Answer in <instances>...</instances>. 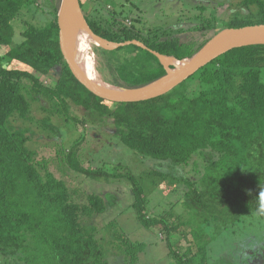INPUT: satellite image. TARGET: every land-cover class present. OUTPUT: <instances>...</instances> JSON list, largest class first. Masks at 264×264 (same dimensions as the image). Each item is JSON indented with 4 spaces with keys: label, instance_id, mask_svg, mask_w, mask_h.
I'll use <instances>...</instances> for the list:
<instances>
[{
    "label": "trees",
    "instance_id": "trees-1",
    "mask_svg": "<svg viewBox=\"0 0 264 264\" xmlns=\"http://www.w3.org/2000/svg\"><path fill=\"white\" fill-rule=\"evenodd\" d=\"M42 1L0 0V47L7 49L0 53V264H109L113 248L126 264H137L147 247L117 231L108 234L109 240L98 238L100 229L92 221L108 211V199L81 193L84 201H79L78 192L57 177L49 161L38 158L37 150L31 148V129L15 126L17 120H34L35 103H40L45 115L41 126L48 131H53L55 117L65 123L85 124V119L74 112V105L111 120L121 143L143 158L168 162L176 168L196 165V156L209 158L202 170L194 168L197 176L193 179L159 170L146 174L156 188L161 186L157 179L162 184L167 182L170 190L165 192L184 182L187 208L201 227L216 217L223 220L222 225L225 219L235 223L250 214L264 218V45L238 48L220 56L161 97L112 103L96 97L73 76L59 44L60 0H51V10L44 8ZM80 3L83 9V1ZM30 9L45 15L41 16L44 23H30L17 32L16 20ZM240 9L228 22L215 20L214 25L202 23L192 29L200 37L187 42L160 29L145 33L131 27L132 23L116 27V22L106 27L85 16L93 32L108 41H139L150 50L183 60L223 29L264 24V0H241ZM17 34L22 39L14 46ZM124 50L125 59L115 66L121 83L112 84L139 87L166 74L155 55L136 45L102 51L111 57ZM52 73L57 79L45 84L42 78ZM79 145L67 153L60 152L61 162L93 180L126 179L143 226L160 227L168 236L178 232L184 235L187 247L183 254L168 245L174 264H207V247L198 245L188 226L187 237L174 208L150 217L146 188L137 177L119 171L120 166L111 173L85 168ZM113 225L111 221L106 226L109 233ZM180 244L176 240V245Z\"/></svg>",
    "mask_w": 264,
    "mask_h": 264
},
{
    "label": "rangeland",
    "instance_id": "rangeland-1",
    "mask_svg": "<svg viewBox=\"0 0 264 264\" xmlns=\"http://www.w3.org/2000/svg\"><path fill=\"white\" fill-rule=\"evenodd\" d=\"M82 1L84 12L91 22L98 21L106 27L116 22V27H119L129 24L125 19L127 18L132 23L131 27L134 26L137 30L147 33L151 29H160L172 36H179L184 42L200 37V33L191 30L202 23L214 25L215 20H218L222 24L241 10V0H105L106 3L103 0ZM41 4L47 10H51L53 1L43 0ZM41 16L46 17L34 9L25 10L15 22L17 32H22L30 23L37 25L44 23ZM20 39L21 35L17 34L13 39V45H18ZM91 49L101 79L109 83H121L115 66L125 59L126 51L111 56L113 59L111 62V57L105 54L102 48L93 44ZM6 51L5 47H0V53ZM55 79L57 75L52 73L51 77L42 78V81L50 85ZM72 106L74 112L85 119V124L65 123L55 117L51 125L53 131L45 130L41 126V120L45 115L40 110V103H35L32 112L34 120L31 122L17 120L15 126L31 129L33 134L31 148L37 150L38 158L49 161V168L57 177L66 180L70 188L78 192L79 201H84L82 194L91 193L100 194L108 199V211L95 216L92 221L100 229L98 238L104 237L109 240L108 234H115L117 231L133 242L145 243L147 247L139 255L137 264H174L168 245L171 244L179 254H183L187 247L181 232L168 236L160 227L147 228L142 225L133 206L131 185L126 179L93 180L62 163L60 152L65 150L67 153L77 143L80 144V158L84 159L85 168L103 169L111 173L116 166H120L119 171L124 173L128 171L137 177L138 183L146 188L149 200L146 209L150 217H159L165 211L174 208L173 211L181 216L179 222L183 225L182 229H186L184 232L187 237L189 232L186 231L193 230V238L198 245L207 247V264H264V218L250 214L235 223L225 219V224L222 225L223 220L216 217L201 227L198 225L200 220H196L193 211L187 208L185 202L187 187L184 182H180L177 189L165 192L167 188L170 190L167 182L162 184L157 179V184L161 186L156 188L153 180L146 176L149 171L159 170L163 173L176 174L181 178H192L193 175L197 176L194 168L202 170L205 164L209 163L207 162L209 158L196 156L194 158L196 165L192 163L185 168H176L168 162L143 158L121 143L111 120ZM111 221H114V225L111 226L109 233L106 226ZM196 233L200 237L196 236ZM176 240L181 241L180 246L176 245ZM112 252L109 264H126L118 250L113 248Z\"/></svg>",
    "mask_w": 264,
    "mask_h": 264
},
{
    "label": "water",
    "instance_id": "water-1",
    "mask_svg": "<svg viewBox=\"0 0 264 264\" xmlns=\"http://www.w3.org/2000/svg\"><path fill=\"white\" fill-rule=\"evenodd\" d=\"M57 24L59 27L60 49L73 76L96 97L112 103H139L161 97L180 86L200 69L220 56L238 48L264 45V24L223 29L192 57L178 60L188 61L186 66L178 69L175 65L169 63V60L176 58L167 57L150 50L139 41L115 43L95 34L86 19L80 0H60ZM78 26H81L90 35L94 45L105 51H114L130 45H136L148 50L159 59L166 74L151 83L139 87L116 85L89 76L81 68L72 50L73 35Z\"/></svg>",
    "mask_w": 264,
    "mask_h": 264
},
{
    "label": "bare ground",
    "instance_id": "bare-ground-1",
    "mask_svg": "<svg viewBox=\"0 0 264 264\" xmlns=\"http://www.w3.org/2000/svg\"><path fill=\"white\" fill-rule=\"evenodd\" d=\"M92 39L90 35L81 27L78 26L73 35L72 50L81 68L91 77L101 80V76L96 69V62L92 53ZM174 58V57H173ZM171 65H175L178 69H182L188 61H178L176 59L169 60ZM106 71V70H105Z\"/></svg>",
    "mask_w": 264,
    "mask_h": 264
},
{
    "label": "built area",
    "instance_id": "built-area-1",
    "mask_svg": "<svg viewBox=\"0 0 264 264\" xmlns=\"http://www.w3.org/2000/svg\"><path fill=\"white\" fill-rule=\"evenodd\" d=\"M127 22H128L129 24H131V23L129 22V20H128ZM129 24H128V25H129Z\"/></svg>",
    "mask_w": 264,
    "mask_h": 264
}]
</instances>
